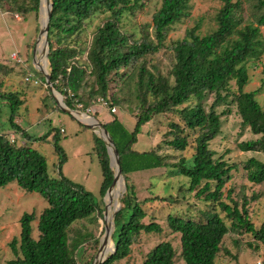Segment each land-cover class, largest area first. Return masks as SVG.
I'll return each instance as SVG.
<instances>
[{
	"label": "trees",
	"instance_id": "1",
	"mask_svg": "<svg viewBox=\"0 0 264 264\" xmlns=\"http://www.w3.org/2000/svg\"><path fill=\"white\" fill-rule=\"evenodd\" d=\"M51 1L47 58L52 87L70 110H78V105L87 109L101 99L112 116L103 127L118 152L125 191L114 216L115 252L102 264H115L126 258L133 241L142 233L160 232L161 227L153 220L156 208L169 209L164 221L170 232L179 235V256L184 264H215L221 242L229 231L249 234L264 246V219L256 227L249 220L246 201L241 209L236 203L228 205L221 201L222 189L231 180L235 167L221 158H214L215 153L209 149V142L220 130L219 115L214 108L230 97L229 103L235 105L241 126L259 136L239 143L238 149L264 153V110L255 98L258 91H243L249 81L248 63L264 54V40L260 35V28L264 27V0H219L220 8L213 18L214 30L200 35V25L195 24L186 29L182 39L170 42H166L170 28L190 15V0H161L160 7L150 18L152 35L148 28H141L140 37L125 30L124 18L142 10L148 0ZM23 2L0 0V12L12 14L15 19L18 17L12 9L22 17L28 13L38 15L39 0ZM245 8L248 15L244 18ZM99 16L102 23L84 50L82 35ZM84 53L86 62L81 65L77 58ZM154 55L167 60L166 74H163L165 67L160 61L152 62ZM13 61L17 65L21 63L19 59ZM0 69H4L2 63ZM27 69L31 73L26 77L31 82L26 83L33 85L37 76L44 86V78L31 65L25 67L23 73L27 74ZM21 95V92H0V100L7 101L10 107L9 127L15 135L28 140L19 146L13 133L0 132V188L14 183L25 192L37 194L47 206L37 218L34 213L21 215L18 237L8 244L14 259L5 264H82L77 254L90 242L96 251L99 237L78 234V230L71 237L70 229L76 222L101 218L103 202L97 203L83 187L62 175L60 169L65 155L58 145L61 130L52 136L54 152L59 157L58 177L48 175L45 158L31 148L30 143L45 141L50 132L33 138L14 122L15 112L23 104ZM209 96L214 101L205 110L204 100ZM190 101L194 103L190 105ZM187 103L189 105L184 106ZM115 108L133 117L131 131L119 121ZM169 113L177 115L179 122ZM154 118L166 120L168 131L163 142L145 152L135 150L133 147L142 128ZM188 132L196 135L188 137ZM10 136H14L13 142ZM189 147L193 148L191 156L181 155L175 161H169L174 160L172 155L164 154L170 148L181 153ZM93 152L101 171L100 196L103 197L113 173L105 144L96 135H93ZM242 169L247 172L249 182H264V162L251 157ZM154 170L187 179L188 187L183 190L196 191L194 196L206 203L214 202L230 220V227H226L223 219L213 211L199 210L200 220L188 216L187 212L172 213L171 208L184 199L152 193L147 198H139L133 178ZM121 191L122 186L115 200L116 207ZM146 218L149 219L145 222ZM35 221L37 237L33 238L31 224ZM175 257L172 245L160 242L146 254L141 264H174ZM256 264H264V256Z\"/></svg>",
	"mask_w": 264,
	"mask_h": 264
},
{
	"label": "rangeland",
	"instance_id": "2",
	"mask_svg": "<svg viewBox=\"0 0 264 264\" xmlns=\"http://www.w3.org/2000/svg\"><path fill=\"white\" fill-rule=\"evenodd\" d=\"M18 1L26 2V0ZM160 3L161 0H148L142 10L137 11L133 16L129 15L124 18L125 30L133 32L137 37H140V29L145 28L146 30V28H148V32L152 35L150 18L152 13L160 7ZM219 8V0H190L189 17L184 18L181 22L170 28L166 42L182 39L186 29H189L195 24L200 25V35L210 33L216 28L213 18ZM12 11L17 15L18 19L13 18L12 14L0 12V63L4 65V69H0V92L22 93L20 99H22L23 104L17 108L14 122L25 129L30 137L40 138L50 132V135L45 141L29 142L30 147L45 158L47 172L50 177H58L59 162V157L54 152L52 136L55 132L62 130L60 134H58V145L65 155V162L61 165L60 171L69 181L83 187L85 191L89 192L98 203L100 200H103V197L100 196V186L102 182L101 171L97 157L93 152V135L95 134L88 128L84 129L81 123L77 122L68 114L56 109L58 106L50 93V89L43 86L40 78L37 76L34 77V79L38 80L40 83L38 86H33L24 81V78L31 73L28 69L26 71L27 74L23 72L25 71V67L32 66V61L35 59L36 55L33 53L45 13L44 11L41 12L40 20V16H35L33 13H28L25 17H22L17 11L13 9ZM245 14L248 15L246 8L244 18L246 17ZM101 23V16L92 20L86 33L82 35V49H87L92 34ZM260 35L264 40V27L260 28ZM39 50L40 44L37 47L38 54ZM15 53L21 62L19 65L15 64L16 62L13 61L18 60L13 57ZM40 56H42V54L36 56V63L39 61ZM161 57V55H154L152 57L154 59L152 62L158 63V61H160V65L165 67V69H163V74H166L167 60L165 58L161 60ZM77 59L78 63L83 65L86 62V53L80 55ZM43 62H46L45 59H43ZM42 69L49 74L50 70L48 65L44 66ZM263 69L264 54L260 59L248 63L249 81L243 88L244 92L258 91L255 98L262 110H264ZM88 80L91 81L90 78ZM231 84L233 85V82H231ZM233 89L236 91L235 87ZM121 96L125 97V94L122 93ZM57 99H59V97H57ZM213 101L214 98L212 96L204 100L205 110L209 109ZM229 101L230 97L227 98L225 103L220 102L214 108L215 112L219 115L220 130L217 136L209 142V149L215 153L214 158H221L228 165H233L235 167L231 172V180L226 182L222 189L221 201L228 205H234V203H236L239 209L242 208V203L246 201L249 220L253 225L258 227L264 219V182L261 184L249 182L247 180V172L242 169V166L251 157L260 162H264V153L241 152L238 149L237 145L239 143L257 139L259 136L253 135L248 128H243L241 126V120L236 112L235 105L229 103ZM6 102L7 101L0 100V132L9 134L13 133V130L8 125L10 107H8L9 105ZM193 103L194 102L190 101V105ZM186 105H189V103L184 106ZM81 107L82 108L73 111L85 113L87 116L96 119L102 125L112 117L106 109L107 107L98 102V100L87 108L91 109V111L97 110L95 115H92L90 112L87 113V109L83 106ZM115 115H117L119 121L128 131L133 129L134 119L128 113L119 108H115ZM170 115L174 117L173 119L175 122H179V117L177 115L174 113ZM79 118L82 119L83 117ZM83 119L89 123L87 119ZM167 131L168 126L166 120L163 118H154L142 128V132L138 136V141L133 148L141 152L148 151L163 142ZM183 135H185V133ZM195 135L196 133L194 132H188L187 134L188 137ZM15 138L19 146L28 142L27 139H23L20 135H15ZM190 140H192V138H190ZM192 153V147H189L181 153L173 151L171 148L164 151V154L172 155L171 157L174 159H169V161H175V159L179 158L181 155L189 157ZM133 182L137 187L139 198H147L154 194L155 196H173L180 200L184 199L185 201L183 202H177L175 208H171L172 213L181 214L179 212H187L188 216L200 220L197 213L199 210L213 211L223 219L226 227H230V220L226 218L225 213L222 212L220 208H217L214 202L206 203L203 199L200 200V198L194 196L196 191L187 192L183 190L188 187V181L184 177H173L170 176L167 171L154 170L136 175L133 178ZM121 186L120 181L119 187ZM107 197H110L112 201L111 195ZM107 197L105 201L108 204ZM46 206L44 199L35 193H29L19 189L14 183L0 188V264H5L8 260L14 259L8 244L12 238L18 237V220L21 215L24 213H34L37 218ZM177 208L182 209L179 210ZM168 211L169 209L166 208L153 209V220H156L161 227L160 232L153 234L142 233L139 235L133 241L129 255L115 264H141L146 254L160 242H169L172 245L176 252L174 264H184L179 256V235L170 232L164 221ZM108 213L109 210L107 209L103 219L101 213V218L99 219L79 221L72 225L70 229L71 237L75 235V231L77 230L78 234L89 233L94 239L99 237L96 251L93 250L91 247L92 242H90L86 245L84 244L83 250L77 254V259L81 260L80 262L82 264H86L90 256L91 260L90 262L88 261V264H93V262L99 259V257L95 259V255L98 252L100 239L105 227V219ZM148 219L149 218H146L144 221L146 222ZM36 224L37 221L31 224V235L33 238L37 237ZM110 245L111 241L108 240L106 246L107 252L110 250ZM263 256L264 246L254 241L251 235L229 231L221 242L220 251L216 257L215 264H256Z\"/></svg>",
	"mask_w": 264,
	"mask_h": 264
},
{
	"label": "water",
	"instance_id": "3",
	"mask_svg": "<svg viewBox=\"0 0 264 264\" xmlns=\"http://www.w3.org/2000/svg\"><path fill=\"white\" fill-rule=\"evenodd\" d=\"M51 9H52V1L47 0L46 1L45 20H44L43 24L41 22L40 29L38 32V39H37L36 46H35L34 53H33L36 56L39 55L38 51H37V44L40 41V39L42 38L43 39V46H44L43 56L45 58L46 65H48V66H49V64H48V58H47V55H48L47 33H48V23H49V18H50V14H51ZM38 15L40 16V20H41V0H39ZM36 56H35V59H33V61H32V67L44 78V82L47 85V87L50 89V93H51L52 97L55 99V102L58 106V109L64 113L68 114L69 116H71L77 122L81 123L84 127L88 128L92 133H94L105 144L107 154L109 157V167L113 173V179H112L110 186L107 188L106 192L103 195L102 201H103L104 206H103V211H102V219L104 218L105 213L109 207V205L106 203L105 199L107 196H110V194L112 193V191L114 190V188L116 186V183L118 181H121L122 191L119 195L117 207L114 209V211L111 215V228L112 229L108 228L107 226L104 227L103 235H102V237L100 239V243H99L98 252L95 255V259H96V257H99V261L96 264H102L104 261L107 260V258L110 255H112L115 252L114 243H113L114 216H115V213L120 208V199H121L122 194L125 191L124 180H123V177L121 175V169H120V164H119L118 152H117L116 148L114 147L113 141L109 137L108 132L106 131V129L103 127V125L101 123H99L93 117L87 116L86 114L78 112V111L70 110L69 108H67L65 106V104L62 101L61 96L59 95L58 92L55 91V89L52 87V85L50 83V75L44 69L39 68L37 66ZM57 97H59V99H57ZM77 115H84L85 117L90 118L92 120V122L86 123V122L80 120ZM108 240H110L112 242V249L110 250L109 253H107V249H106ZM95 259H94V261H95ZM93 264H94V262H93Z\"/></svg>",
	"mask_w": 264,
	"mask_h": 264
},
{
	"label": "bare ground",
	"instance_id": "4",
	"mask_svg": "<svg viewBox=\"0 0 264 264\" xmlns=\"http://www.w3.org/2000/svg\"><path fill=\"white\" fill-rule=\"evenodd\" d=\"M42 11H44L45 16H46V1L45 0H41V12ZM45 16H44V18L42 20V24H43V22L45 20ZM39 44H40L39 55L42 54V56H40L39 61H37V66L39 68H43L44 66H46V62H43V59H45V58L43 56L44 46H43V39L42 38L38 42L37 47L39 46ZM77 116H78V118L79 117H81V118L83 117V118L87 119L89 121V123L92 122V120L90 118H87L84 115H77ZM83 118L82 119L79 118V119L84 121V122H86ZM119 185H120V181H118L116 183V186H115L114 190L110 194L112 196V201L110 200V197H107L108 198V205H109V207H108L109 213H108L107 218L105 219V226H107L108 228H110V226H111V215H112L114 209L116 208L115 200H116V197H117V194H118V190L120 189ZM118 200H119V198H118ZM118 200H117V202H118ZM111 249H112V242H111V245H110V250ZM110 250L107 253H109ZM98 261H99V259L96 262H94V264H96Z\"/></svg>",
	"mask_w": 264,
	"mask_h": 264
},
{
	"label": "built area",
	"instance_id": "5",
	"mask_svg": "<svg viewBox=\"0 0 264 264\" xmlns=\"http://www.w3.org/2000/svg\"><path fill=\"white\" fill-rule=\"evenodd\" d=\"M13 57H14V59H15V58H16V55H15V56L13 55ZM24 81H25V82H28V83L31 82V80H30L29 77H26V78L24 79ZM32 84H33V86H38V84H40V83H39V81L34 80V81L32 82ZM44 86L47 87V85H45V84H44ZM98 102H100V103H102V104L104 105V102H103L101 99H99ZM78 108H81V105H78ZM86 112H87V113H88V112L92 113V112H94V110L91 111V109H87ZM111 112H114V110L111 109ZM61 131H62V130H61ZM9 139H10L11 142H13L15 138H14V136H10Z\"/></svg>",
	"mask_w": 264,
	"mask_h": 264
},
{
	"label": "crops",
	"instance_id": "6",
	"mask_svg": "<svg viewBox=\"0 0 264 264\" xmlns=\"http://www.w3.org/2000/svg\"><path fill=\"white\" fill-rule=\"evenodd\" d=\"M18 19V18H17ZM18 21V20H17ZM16 123V122H15ZM18 125V124H17ZM21 129H23L20 125H18ZM23 130H25V129H23Z\"/></svg>",
	"mask_w": 264,
	"mask_h": 264
}]
</instances>
